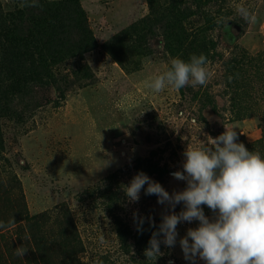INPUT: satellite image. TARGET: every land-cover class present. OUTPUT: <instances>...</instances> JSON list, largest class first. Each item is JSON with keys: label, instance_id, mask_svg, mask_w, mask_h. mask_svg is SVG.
<instances>
[{"label": "rangeland", "instance_id": "1", "mask_svg": "<svg viewBox=\"0 0 264 264\" xmlns=\"http://www.w3.org/2000/svg\"><path fill=\"white\" fill-rule=\"evenodd\" d=\"M0 3L5 12L23 7V0ZM80 3L98 46L82 61L90 71L77 78L78 60L68 61L52 85L35 87L2 120L0 218L42 216L47 264H191L179 240L198 221L180 223L176 245L161 243L163 255L147 259L144 250L167 206L143 190L129 203L122 188L142 171L169 193L183 190L186 183L171 176L181 170L183 151L204 146L224 125L264 156V0H219L210 24L196 17L208 44L207 85L160 93L146 84L173 58L160 32L128 70L103 49L149 16L147 0ZM204 212L213 217L206 206ZM134 213L151 216L156 227L145 219L138 232ZM4 232L12 236L14 228Z\"/></svg>", "mask_w": 264, "mask_h": 264}, {"label": "trees", "instance_id": "2", "mask_svg": "<svg viewBox=\"0 0 264 264\" xmlns=\"http://www.w3.org/2000/svg\"><path fill=\"white\" fill-rule=\"evenodd\" d=\"M218 1L147 0L149 16L116 35L103 49L127 69L135 59L150 53L149 41L160 32L173 57L187 61L193 54H205L204 29L195 18L200 16L210 24L211 8ZM97 47L80 0H36L35 6L14 12H5L0 3V153L4 147L2 120L16 101L30 96L35 87L52 85L60 67L70 60H78L75 77L86 76L90 67L82 61ZM43 220L27 212L0 218V264H47L39 236ZM10 228L14 233L8 237L4 231ZM71 232L75 233L73 226ZM18 247L27 250L23 256L17 255Z\"/></svg>", "mask_w": 264, "mask_h": 264}, {"label": "clouds", "instance_id": "3", "mask_svg": "<svg viewBox=\"0 0 264 264\" xmlns=\"http://www.w3.org/2000/svg\"><path fill=\"white\" fill-rule=\"evenodd\" d=\"M35 4L36 0L31 5L23 0L21 6ZM245 16L248 18L247 13ZM209 75L207 57L193 54L187 61L171 58L164 71L146 84L155 93L169 87L179 91L189 85L206 86ZM224 129L216 137L207 136L204 146H187L183 151L181 170L171 173L175 180L186 183L183 190L169 193L142 171L123 186L129 203L138 202L143 190L168 209L144 250L147 259L156 261L163 255L161 243L168 248L176 245L180 223L198 221V226L188 228L179 240L184 259L191 264L197 258L205 264H264V156L239 142L236 128L224 125ZM179 204L183 209L177 213ZM204 206L213 213L211 219ZM133 219L138 232L143 231L145 219L150 227H156L151 216L134 213ZM16 251L23 256L27 250L18 247Z\"/></svg>", "mask_w": 264, "mask_h": 264}]
</instances>
